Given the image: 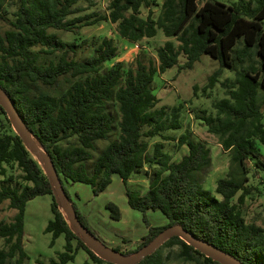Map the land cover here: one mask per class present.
<instances>
[{
    "label": "trees",
    "instance_id": "16d2710c",
    "mask_svg": "<svg viewBox=\"0 0 264 264\" xmlns=\"http://www.w3.org/2000/svg\"><path fill=\"white\" fill-rule=\"evenodd\" d=\"M88 1L94 6L92 0ZM79 2L0 0V21L9 25L0 32V90L12 100L33 139L50 156L83 227L94 235L65 182L88 184L97 196L118 175L129 206L144 214L148 233L135 250L117 246L114 251L133 255L167 228L181 225L244 264H264V227L247 223L242 211L252 194L246 184L250 174L247 161L264 169L258 146V142L264 145V0H240L234 7L211 0H205L202 6L200 0H162L158 17H154L151 0H112L108 13L88 15H81L84 10ZM9 4L15 6L12 15L7 10ZM144 7L150 8L146 17H142ZM75 15L78 17L71 19ZM100 22L115 25L118 34L132 43L155 38L161 30L167 38H177L180 45L166 42L158 50L159 66L154 61L145 62L141 56L133 66L119 62L105 68L118 55L111 38L103 39L94 56L84 61L69 59L65 53L58 61L39 63L42 55L77 48L75 42L64 43L51 30L76 33ZM240 39L243 43L237 46ZM181 55L186 58L183 64H179ZM204 55L218 61L220 67L209 76L203 94L210 95L225 69L235 73L234 79L221 82L226 96L214 103L216 113L202 110L197 117L219 139L232 165L239 169L237 178L217 181L216 194L221 200L205 189L201 177L212 163L206 143L193 140L189 132L179 139L165 135L182 129L184 105L158 108L159 100L152 89L157 73L164 74L175 66H179V73L192 70ZM62 81L68 86L60 92ZM199 90L194 86L195 94ZM110 103L119 106L120 136L95 158L96 143L107 140L116 123L108 109ZM155 138L162 141L154 144L151 153L150 141ZM167 141H175L179 151L186 146L187 154L174 161L165 149ZM94 159L91 174L87 162ZM7 166L19 168L30 185L24 190L0 191V208L9 201V208L17 211L11 222H0V240H4L0 264H24L28 259L24 249L26 206L44 195L53 199V219L46 228L53 236L52 246L61 236L66 240L65 251L58 256L60 262L55 264L74 261L79 250L88 256L85 264H113L98 257L74 233L43 166L23 144L0 105V175L7 174ZM140 174L149 176L144 194L129 185ZM107 209L112 219H121L117 205L109 203ZM148 211H160L167 218L166 224L152 226L146 219ZM176 247L180 249L176 258L185 263L220 264L180 237L171 238L138 264H166L170 255H165V250Z\"/></svg>",
    "mask_w": 264,
    "mask_h": 264
},
{
    "label": "rangeland",
    "instance_id": "374dc122",
    "mask_svg": "<svg viewBox=\"0 0 264 264\" xmlns=\"http://www.w3.org/2000/svg\"><path fill=\"white\" fill-rule=\"evenodd\" d=\"M94 6L90 5L88 0H80L78 6L84 12L81 15L92 13L105 14L108 13V7L112 0H92ZM225 4L226 6H235L240 0H211ZM248 1V0H246ZM205 0H200L199 6L204 4ZM162 0H151V9L154 12V17H158L161 11ZM253 7V6H252ZM7 10L12 15L15 10L13 4H9ZM150 8L142 9V17H146ZM78 15L72 16V18ZM9 28V25L0 21V32ZM77 32H65L51 30V33L56 34L64 43H76L77 48L74 51L64 49L58 51L53 56L42 55L39 63L49 64L51 61H58L63 54H67L69 59L84 61L94 56L97 47L103 39L111 38L118 47V55L115 59L105 65V68L114 66L116 63L125 62L126 67L133 66L136 59L143 57L145 62L154 61L159 66L158 50L171 41L177 47L180 42L177 38H167L163 31L159 30L157 36L152 39H144L138 43H132L123 39L117 32L115 25L109 22H100L93 26H86ZM243 43L240 39L237 46ZM236 46V47H237ZM233 48L232 52L236 49ZM36 51H39L38 49ZM186 58L181 55L179 64L185 63ZM179 66L169 69L166 73H157L155 81L152 85L154 94L159 100L158 108L166 106L172 108L184 105L182 111V129L178 131H169L165 135L179 139L181 135L189 132L191 138L196 141H203L211 150V167L201 174L205 189L212 192L218 199H222L216 194L217 181L221 178L233 176L237 178L239 172L238 167L231 163L230 154L225 152L219 139L208 132V127L197 117L201 115L202 110H207L210 114H215L214 103L226 96V90L221 86V82L227 78L234 79L235 73L225 69L221 76V82L214 88L210 95H205L202 88L207 85L208 78L220 66L219 62L210 58L207 55L202 56L201 61L196 63L192 70H186L179 73ZM199 86L200 90L197 94L194 93V86ZM68 84L62 81L60 92L63 91ZM109 112L115 117L116 123L112 134L104 141L96 143V158L100 151L104 149L111 141L118 140L120 136L119 122L121 114L119 106L116 103L108 105ZM12 124V123H11ZM14 130L15 127L12 124ZM160 138H155L150 141L149 151L152 153L153 146L157 142H161ZM165 149L173 157L174 161H180L187 154L188 148L185 146L180 151L177 150L175 141L165 142ZM262 159L264 161V145L258 142ZM33 154V153H32ZM34 155V154H33ZM35 156V155H34ZM45 170L44 164H41ZM95 165V159L87 162V170L92 174ZM247 167L250 171L249 181L247 186L252 188V194L247 197L246 204L242 211L247 223H254L264 227V169L256 168L255 164L247 161ZM146 169L150 168L147 167ZM22 171L15 167L7 166V174L0 175V191L5 188H13L24 190L28 184L23 180ZM149 176L140 174L131 179L130 188L145 193L149 188ZM69 195L72 201L77 206L80 213L85 217L94 235L104 243L108 249L113 250L114 247L121 246L125 251L135 250L142 242L144 236L148 233V228L144 221V214L133 210L126 196L125 186L118 175H115L112 184L100 195H94L92 186L84 183L65 182ZM236 201V200H235ZM53 199L51 195L39 196L28 202L24 218V249L28 259L24 264H55L59 263V254L65 251L66 240L61 236L55 240L52 246L53 236L46 232L47 225L53 219L52 214ZM109 203L117 205L121 212V219L114 220L111 218V212L107 209ZM17 214L16 210L9 208V201L2 204L0 208V222L9 223ZM147 221L152 226H162L166 224L167 218L160 211H148L146 214ZM4 248V240H0V250ZM176 247L172 250H165V255H170L166 264H189L176 258L179 252ZM88 256L84 250L77 252L74 261L68 264H85Z\"/></svg>",
    "mask_w": 264,
    "mask_h": 264
},
{
    "label": "water",
    "instance_id": "95a60500",
    "mask_svg": "<svg viewBox=\"0 0 264 264\" xmlns=\"http://www.w3.org/2000/svg\"><path fill=\"white\" fill-rule=\"evenodd\" d=\"M0 105L7 113L10 122L15 127L18 135L21 137L23 144L27 149L35 155V158L44 164L46 175L50 179L53 188L54 196L59 203L60 210L65 215L68 223L75 234L80 235L85 244L101 259L113 264H138L147 256L158 251L164 243L173 237H180L188 245L193 246L196 250L204 254L206 257L220 264H244L236 257L221 249L211 245L210 243L199 239L188 232L183 226L175 225L161 232L150 244L142 247L133 255H124L114 250L108 249L97 237L87 231L81 224L76 210L68 195L65 192L64 186L59 178L50 156L43 150L40 144L35 141L31 132L24 122L18 109L12 100L0 90Z\"/></svg>",
    "mask_w": 264,
    "mask_h": 264
}]
</instances>
